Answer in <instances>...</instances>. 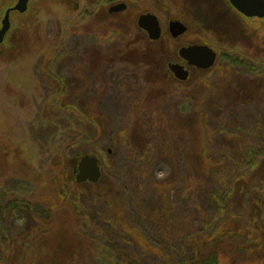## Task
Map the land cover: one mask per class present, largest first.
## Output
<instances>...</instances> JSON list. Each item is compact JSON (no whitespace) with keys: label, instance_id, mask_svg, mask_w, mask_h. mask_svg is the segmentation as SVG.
I'll return each instance as SVG.
<instances>
[{"label":"rangeland","instance_id":"1","mask_svg":"<svg viewBox=\"0 0 264 264\" xmlns=\"http://www.w3.org/2000/svg\"><path fill=\"white\" fill-rule=\"evenodd\" d=\"M14 1L0 0V21ZM105 1L30 0L27 14H13L12 29L0 45V195L28 199L43 212L39 220L41 233L31 235L34 238L31 250L37 255L29 253L30 256L38 260L40 254H51L64 236L70 240L75 236L74 247L78 246L79 252L74 249L72 253L79 255L74 264H89L93 258L86 250L88 244L80 243L77 233L87 231V236L99 237L104 244L103 236L115 230L130 236L139 261L153 264L158 256L176 264L182 258L181 250L176 249L182 240L187 241L192 250L203 235L208 234L205 236L208 237L243 227L241 237L227 235L226 249L219 263L264 264V243H259L264 239V208L256 217L252 215L255 219L251 217L252 222L248 223L251 208L252 214H256L253 206H248L242 198L243 192L238 196L231 194L230 212L219 214L211 223L212 212H205L201 207L203 203L208 206L209 181L211 186L228 191L237 189L235 178L231 177L232 169L234 177L240 172L244 177L250 176L246 160L236 163L231 160L255 152H260L264 158V18L241 16L222 1L218 3L222 9L212 11L210 6L215 7L217 3L207 0L206 12L203 9V13L187 18L189 31L172 39L167 31L168 19L178 18L177 4L169 0ZM121 1L127 2V12L111 16L107 9ZM146 11L161 20L164 31L161 42L167 44L171 61L185 64L178 56L180 47L206 44L218 54L212 69L202 72L191 69L190 79L180 82L168 67L157 66L156 71L148 60H143L145 64L111 58L102 68L93 65L95 59H91L90 50L94 46L105 54L126 45L144 47L137 32V19ZM227 56L236 57L247 65V69L241 71L242 77L252 82L251 86L257 85V89L251 90L250 100L241 101L238 106L230 102L228 107L222 106L227 108L223 113L218 111L221 102L214 104L211 100L216 81L224 75L230 79ZM53 69L69 82H79L76 90L79 103L84 100L86 106L91 107L87 116L96 121V127L87 124L88 134L77 136L75 141L80 143L74 148L71 144L76 142L70 136L68 117L56 119L50 115L52 111H48L52 95L59 92L57 82L49 80L48 73ZM152 73L159 75L153 78ZM199 93L203 96L196 101ZM197 112L205 115L203 124ZM86 114H71L70 120L87 123ZM191 115L197 117L193 123L185 125L183 118ZM210 119L213 120L210 122ZM55 120L60 123L59 138L68 145L67 152L53 129L44 136L31 132L35 123L40 127ZM164 128L174 133L168 152L159 147L163 146ZM110 149L113 153H109ZM189 151L196 154L195 161L203 160V173H197L193 164L185 166L186 161H192L188 158ZM80 153L99 158L103 180L117 177L118 173L123 175L120 197L104 195L106 199L97 201L101 186L75 183ZM217 159L222 171L227 172L212 178L209 170L216 168ZM132 165L136 167L135 172L120 173L121 168ZM174 171L177 175L173 177L175 183L171 192V185L165 183L174 176ZM228 177L233 184H219L218 179L226 184ZM115 182L113 185L118 186ZM134 183L139 188L130 203L128 185ZM252 184L258 189L264 188V182L257 179ZM154 188L159 195L153 194ZM65 205L70 214L65 213ZM84 209L89 213L86 224L83 223L85 231L77 221ZM159 218L161 228L157 223ZM205 221L210 223L209 230L204 226ZM257 221L259 224L253 227ZM173 222L174 225L166 226ZM197 225L207 231L197 234ZM249 233L250 237L245 236ZM256 239H259L258 248L253 249L255 245L251 246L248 241ZM243 245L252 250H235ZM243 255L245 258L240 260L239 256Z\"/></svg>","mask_w":264,"mask_h":264},{"label":"trees","instance_id":"2","mask_svg":"<svg viewBox=\"0 0 264 264\" xmlns=\"http://www.w3.org/2000/svg\"><path fill=\"white\" fill-rule=\"evenodd\" d=\"M109 1V0H106ZM105 1V2H106ZM221 25V23H220ZM140 35L141 38V43L144 47L140 49V47L135 48L133 46L126 45L123 48L116 49L114 51H111V54H105V52L97 47L94 46L92 50H90V55H92L91 59L94 60V64L97 66H100L102 68V65L105 64L106 60H110L113 58L118 61L124 60V62L128 63H138V61H141L145 63L146 60L149 61L151 67L158 71L157 66H161L162 68L168 67L169 62L172 60V57L169 56L170 52L168 51L167 44L161 42V39L158 41H152L146 36L143 32L137 31ZM227 36H229V32L226 33ZM110 52V51H109ZM230 62L228 63V69L231 71L230 74V79H226V76H222L221 80H217L216 84L213 85V91L215 94L212 96V102L214 104L216 103H223L219 104L220 108L218 111H222L225 113L227 111V108H222V106H227L230 104H236L237 106L241 104V101H248L251 99V90L257 89L256 86H251L252 82H248V80H244L242 77L241 71L244 69H247V65L243 62H241L238 58L236 57H228L226 58ZM145 60V61H143ZM146 64V63H145ZM193 70L196 71H201L197 70L195 68H192ZM101 70V69H100ZM95 71V69H94ZM202 71H208V70H202ZM201 71V72H202ZM255 70H252V73H254ZM49 74V80L53 83V81L57 82L58 86V93H54L52 95V101H51V108L48 111H52L50 115H52L53 118L56 117H68L69 120V131L71 133V138L76 142L77 136L79 137H84L86 134L89 133V131L86 129L87 124L89 123V126L91 125L96 127V121L94 119H90L87 115L89 110H91V107L88 105L86 106L85 101L81 100L79 103V94L76 92V90L79 87V82L77 80L75 83L69 82L67 78H63L59 73L53 71ZM159 74L157 73H152L151 76L154 78L155 76H158ZM192 75V73H191ZM221 78V77H220ZM259 86V85H258ZM200 94V93H199ZM197 95L196 101L200 100L198 99L199 97H202L203 95ZM79 98V99H78ZM210 104V105H214ZM89 107V108H88ZM214 110V109H212ZM71 112V113H70ZM87 112V123L78 120L76 122H71V114L73 115H80ZM197 115L201 116V122L206 119L205 115L201 112H197ZM46 114H44L45 116ZM196 116V115H195ZM195 116H186L183 118V122L185 125H189L190 122H194ZM197 117V116H196ZM213 119H210V122ZM203 124V122H202ZM208 127V125H206ZM61 126L60 123L55 120L53 123H47L45 122L42 124L40 127H38V124L35 123L31 127V132L35 133L37 132L38 135L44 136L46 131L54 130L55 137L58 136V138L61 135V132H59ZM209 128V127H208ZM49 129V130H48ZM62 131V130H61ZM148 139L147 136H145ZM162 145H159V147L162 150H165L170 147V145L173 143L174 139V133H171L170 130L164 128V135L162 136ZM60 139V138H59ZM59 141V140H58ZM60 144L64 145L66 152L69 150L68 145L66 142L60 139ZM78 143L80 141H77L74 144H71V147L74 148L75 145L78 146ZM186 147V146H184ZM188 150V147H187ZM171 151V149H167V152ZM78 152V151H77ZM166 152V153H167ZM173 152V151H172ZM190 152V151H189ZM110 153V152H109ZM111 153H113V150L111 149ZM264 154V153H263ZM262 154V155H263ZM83 156V153L79 154ZM85 155V154H84ZM196 155V154H195ZM195 155L193 152H190V156L188 158H191V162L186 161L185 166L188 164H193L195 167V170H197V173H203V160L198 159V161H195L194 157ZM167 156V155H166ZM264 156V155H263ZM243 160H246V163L249 165V168L251 170L250 176L244 177L241 175V172L234 175V169L231 170L233 171V174L231 177L235 178L237 189L236 190H231L229 189L228 191H225L222 187H216V186H211L213 185L211 181L208 182L207 184V197H208V206L203 203L202 204V210L205 212H208L209 210L212 212L211 215V223L216 221V218L219 217V214L223 213H229L231 210V207L228 205L229 203V197L230 195H237L240 192H243L242 198L247 202L248 206H253L254 212L256 214H252V208L251 212L247 216L248 223L252 222L251 217L253 220L255 219L254 216L256 217L257 213L260 212V209L264 208V188H256L253 186L252 181L254 180H259L260 182H264V158L261 156V153L259 152L258 154L255 153H249L245 157H240L239 159H234L231 160L236 162H241ZM224 162V161H221ZM169 163V162H168ZM239 166H241V163H239ZM215 169L210 168V172L212 175V178H218V176H221L225 174L227 171H222V167L220 164V160L217 159L215 162ZM136 167L132 165V167L128 168V166L121 168L120 173L122 174L124 171L125 173L131 174L132 172H135ZM230 172V170H229ZM184 174V173H183ZM104 175V174H103ZM177 175V172L174 171V176H168L167 182L165 184H170L172 188H170L171 192H173V186L175 183V180L173 177ZM208 175V174H207ZM205 175V176H207ZM123 175H120L119 173L117 174V177H108L103 180V177L98 183H85L87 184H95L96 187L101 186V190L98 192V195L96 197L97 201H101V199H106L105 197H113L114 195L119 196V191L121 190V184L124 178L122 177ZM210 178L213 182L214 180ZM115 179L118 186L113 185V182H115ZM115 182V183H116ZM219 184L221 185H229L233 184L232 180L228 177V180L226 184L222 183L218 179ZM76 183V182H75ZM84 184V183H81ZM217 185V184H216ZM138 185L134 183L132 186L128 185V191L131 193L129 195L130 197V203H132V200L135 195V191L138 190ZM253 189L255 190L253 192ZM153 194L155 193L156 195H159V191L154 188ZM105 195V197H104ZM171 198H173V195H169ZM128 197V198H129ZM206 199V197H204ZM207 201V199H206ZM74 208L76 206L74 203H70ZM69 204V206H70ZM38 205L34 204L30 200H20L19 198H13V197H7V196H2L0 195V264H62L63 262H66V264H74L77 256L79 253H72V251L75 249L76 251L78 250L77 247L75 246L76 238L75 236L72 237V239H68L65 236L63 239H61V242L56 245L52 253L49 254L47 253L46 255H39L38 260H36L34 257L30 256L29 253L35 254L31 249L33 247V239L31 238L32 234L39 235L41 233V227L39 224L40 217H43L41 212V209H38ZM38 209V210H37ZM65 213H69L68 207L65 205L64 207ZM88 212L86 210H81V218L77 219L78 223H81L82 230L85 231L83 223L86 224V220L88 217ZM248 214V213H247ZM254 215V216H252ZM159 216H161L159 214ZM258 217V216H257ZM162 218V217H161ZM161 218L157 220V223L159 224V228H161V224L158 222ZM172 221V219H171ZM156 222V221H155ZM108 224V223H107ZM175 223L173 222L172 224L167 223V225H174ZM259 224V221H257L255 224H253V227ZM250 225V224H249ZM109 227H111V224H108ZM204 226L207 230H209L210 223L204 222ZM169 228V229H168ZM252 227H250L251 229ZM166 229L171 230L170 227H167ZM176 230V229H172ZM195 230L197 231V234L200 232H203L205 229L204 228H198V225L195 227ZM205 230V231H207ZM243 227L241 228H234L232 230L226 229L225 231H220L218 233L211 234L208 237H205L206 235H203L202 237H199L197 239V246L196 248H191L192 250L189 249V246L187 245V241L185 242L182 240V244L176 248L178 252L181 250V255L182 258L179 259L178 263L176 264H220L219 263V258L223 251H225L226 247V240L225 238L231 235H235L237 237H241L242 232H243ZM87 232V231H85ZM85 232L77 233L78 237H80V240L84 242V244H88L87 251L92 255V260L90 261L89 264H94L100 260L105 261L106 263L104 264H146L143 261H139L137 255L134 254L136 250L134 249L133 246V241L131 240L130 236L126 234H120L118 231H109L108 235L103 236L105 240L104 244L100 241L99 237L92 236L89 237L85 234ZM67 233V232H66ZM88 233V232H87ZM90 234V233H89ZM254 234V233H253ZM264 234V233H263ZM250 237V233L245 235ZM263 235L261 236V238ZM191 239V238H190ZM246 239V238H245ZM258 241L259 239H256L255 242H250L251 246L255 245L254 248H258ZM246 242V241H245ZM259 243H264V239H262V242ZM214 245V246H213ZM102 247V248H101ZM98 249V252H97ZM236 251L242 252L243 251H249L252 250L251 248H246L245 245H243V248H235ZM79 252V251H77ZM95 252L98 254H95ZM29 256V257H28ZM64 258L66 261H63ZM245 257L239 256L240 260H243ZM63 261V262H62ZM236 260H234L235 262ZM39 262V263H38ZM153 264H172L170 260L164 261L161 260L158 256L154 260Z\"/></svg>","mask_w":264,"mask_h":264},{"label":"water","instance_id":"3","mask_svg":"<svg viewBox=\"0 0 264 264\" xmlns=\"http://www.w3.org/2000/svg\"><path fill=\"white\" fill-rule=\"evenodd\" d=\"M230 5L248 18L257 17L264 18V0H228ZM29 0H18L14 8L8 9L5 18L2 21L0 29V43L5 39V35L11 28L10 12L11 10L20 11L22 13L28 10ZM126 8L125 3L115 4L110 7L108 12H121ZM138 25L145 32H148L150 39L158 41L162 36V28L158 17L152 13H146L138 18ZM168 31H170L173 38H178L180 35L188 31V27L180 20L169 22ZM179 56L183 58L188 66L196 67L197 69H211L217 62V52L206 44H190V46H182L179 50ZM169 70L174 74L177 80L187 81L190 73L186 65L181 63L170 62ZM77 171L75 175V182L81 183H98L103 175L101 162L94 154H86L78 159Z\"/></svg>","mask_w":264,"mask_h":264},{"label":"flooded vegetation","instance_id":"4","mask_svg":"<svg viewBox=\"0 0 264 264\" xmlns=\"http://www.w3.org/2000/svg\"><path fill=\"white\" fill-rule=\"evenodd\" d=\"M110 1V0H109ZM206 1L207 0H169V2H172V4H177L178 5V18L177 19H172L171 17H169V22H171L172 20H176V21H178V20H180V21H182L184 24H186V25H188L187 23H186V20H187V18H189V17H191V15H196L197 16V14L200 12V13H203L202 11H204L203 9H205V12H206V9H207V7H206ZM213 1H216V3H217V6H215V7H212V6H210L211 7V9H212V11H216V9L217 10H220V9H222L220 6V4H218V3H220V1H222L223 2V5H225L226 6V4L225 3H227L229 6H230V4H229V1L228 0H213ZM17 2H18V0H15L10 6H8L7 7V9L5 10V12H4V15L2 16L3 18L1 19V21H0V29H1V26H2V21H3V19H4V16H5V14H6V12H7V10L8 9H12V8H14L15 7V5L17 4ZM225 2V3H224ZM120 3H125L126 4V8L124 9V11H121V12H114V13H109L111 16H119V15H121V14H125V12H127L126 10L128 9V4H127V2H123V1H121V2H114V3H112L110 6H109V8L110 7H112V6H114L115 4H120ZM196 4V5H195ZM229 6H227V7H229ZM232 7V6H231ZM109 8L107 9V12H108V10H109ZM219 8V9H218ZM28 11L29 10H27L26 12H24V13H21L20 11H16V10H11V12H10V19H11V28H10V30L12 29V20H13V14L14 13H17V14H19V15H25V14H27L28 13ZM146 13H152V12H150V11H146L145 13H141L140 15H143V14H146ZM152 14H154V13H152ZM139 15V16H140ZM155 15V14H154ZM157 16V15H156ZM158 17V16H157ZM193 17V16H192ZM158 20H159V18H158ZM160 22H161V20H160ZM169 22H168V24H169ZM215 24H218L219 25V23H215ZM217 25V26H218ZM189 27L190 26H188V29H189ZM10 30L8 31V33L10 32ZM167 30H168V28H167ZM139 31L140 32H143L146 36H148V33L147 32H145L144 30H142V29H140L139 28ZM162 31H163V28H162ZM188 32V31H187ZM186 32V33H187ZM8 33L5 35V39H4V42L6 41V37H7V35H8ZM169 33H170V31H169ZM185 33V34H186ZM163 34H164V31H163ZM185 34H183V35H185ZM183 35H180L179 37H181V36H183ZM170 36H171V38L172 39H178V38H173L172 37V35H171V33H170ZM162 38V37H161ZM160 38V39H161ZM160 39H158V40H160ZM3 42V43H4ZM2 43V44H3ZM1 45V44H0ZM189 46V45H188ZM179 52V51H178ZM172 62H176V61H172Z\"/></svg>","mask_w":264,"mask_h":264}]
</instances>
